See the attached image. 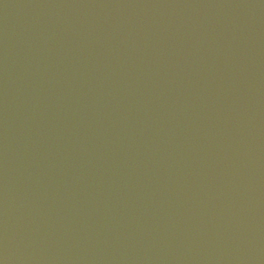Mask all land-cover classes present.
<instances>
[{
    "label": "water",
    "instance_id": "1",
    "mask_svg": "<svg viewBox=\"0 0 264 264\" xmlns=\"http://www.w3.org/2000/svg\"><path fill=\"white\" fill-rule=\"evenodd\" d=\"M0 264H264V0H0Z\"/></svg>",
    "mask_w": 264,
    "mask_h": 264
}]
</instances>
